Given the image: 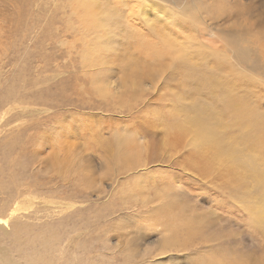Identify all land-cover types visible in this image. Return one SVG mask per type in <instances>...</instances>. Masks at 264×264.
Wrapping results in <instances>:
<instances>
[{"label":"rangeland","instance_id":"obj_1","mask_svg":"<svg viewBox=\"0 0 264 264\" xmlns=\"http://www.w3.org/2000/svg\"><path fill=\"white\" fill-rule=\"evenodd\" d=\"M153 1L0 0V248L20 264H264L252 179L172 143L210 108L243 149L237 107L264 118V0Z\"/></svg>","mask_w":264,"mask_h":264},{"label":"bare ground","instance_id":"obj_2","mask_svg":"<svg viewBox=\"0 0 264 264\" xmlns=\"http://www.w3.org/2000/svg\"><path fill=\"white\" fill-rule=\"evenodd\" d=\"M143 4H147L143 8V12L147 15V11L155 5L153 0H141ZM156 1V0H155ZM147 2V3H146ZM148 8V9H147ZM235 11H238V3L233 5ZM162 11V10H156ZM139 13V11H138ZM86 20L90 17L89 11L84 13ZM235 17H240V12L235 14ZM88 22V21H87ZM170 31H164L161 28H155L163 46L164 52L168 49H177L178 42L172 37L174 29L166 27ZM110 37H106L102 42L109 41ZM237 44V41H233ZM236 56L238 59H244L245 49L237 47ZM174 60V59H172ZM156 75L150 74L147 79L152 83ZM101 93H106V89H99ZM237 118L240 122L245 119L248 124L247 132L240 139V143L244 145L243 149H239L234 143L226 142L220 134L219 128L222 126L220 120L215 116L213 111L208 108L206 120L200 116H191L186 123L179 122L175 125V136L172 139L174 145L183 146L187 143L191 145L192 158L195 163L194 168L208 169L210 165L221 164L225 165L228 170H224L225 175L229 176V181L243 182L245 177L252 179L253 184L257 189L255 204L244 208L249 211L250 220L256 217L257 221L264 226V157L260 155V148L264 145V118L248 119L244 108L237 107ZM212 121V122H211ZM143 133L136 135L137 139H142ZM186 140V141H185ZM150 147L147 146L140 154H125L121 155L115 161V172L125 171L128 175L137 173L151 162L152 153ZM243 150V151H242ZM255 154V155H253ZM221 161V163H218ZM240 179V180H239ZM243 207V205H242ZM7 218H0V225L6 226ZM14 225L12 228L17 229ZM46 245V239L42 241ZM23 257L22 253H18ZM0 264H20L15 260L14 256L6 250L0 248ZM48 264V263H45Z\"/></svg>","mask_w":264,"mask_h":264}]
</instances>
